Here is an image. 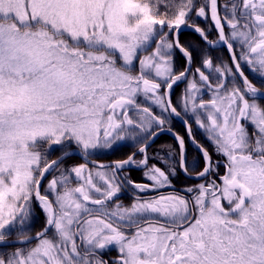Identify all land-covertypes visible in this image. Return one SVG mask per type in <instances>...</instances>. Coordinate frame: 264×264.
Wrapping results in <instances>:
<instances>
[{"label": "snow or ice", "instance_id": "obj_1", "mask_svg": "<svg viewBox=\"0 0 264 264\" xmlns=\"http://www.w3.org/2000/svg\"><path fill=\"white\" fill-rule=\"evenodd\" d=\"M185 27L207 49L195 69ZM217 46L229 59L214 66ZM261 98L264 0H0V264H264ZM182 115L202 167L190 171L176 136L179 170L201 181L178 189L176 163L149 166L148 148ZM129 141L124 159H89ZM34 208L44 223L32 235Z\"/></svg>", "mask_w": 264, "mask_h": 264}, {"label": "flooded vegetation", "instance_id": "obj_2", "mask_svg": "<svg viewBox=\"0 0 264 264\" xmlns=\"http://www.w3.org/2000/svg\"><path fill=\"white\" fill-rule=\"evenodd\" d=\"M229 2L230 0H219V3L221 5H224L225 3H229ZM189 23L193 25H198L200 27L208 26L207 21H203L201 19H195L194 12L192 13V17L190 18ZM216 38H217L216 33L213 31L211 35L209 36V39L215 40ZM179 40H180V43L183 44L184 46L187 47L191 45L192 49L195 50L196 62L193 63V69H195V67L198 66L200 50L205 49V45L203 44L199 35L195 33L191 27H185L181 29L180 34H179ZM210 54L214 58V66L215 64H218L220 60L227 62L229 59L228 51L224 47H221V46H217L211 49ZM215 58H219V59H215ZM175 59H176V71L178 73L179 71L183 70L185 61L182 55L178 51L175 53ZM246 75L249 76V79L252 80L253 83H255L258 88L261 87V84L258 83L257 80L253 78V74L246 71ZM189 78H191V73H189ZM184 87H185V84L181 83L179 84L178 87L174 88L172 92V101L174 105L178 102V98L180 97L181 92L184 89ZM202 98L207 100L209 96L207 94H203ZM258 103L261 106H264V98L259 99ZM142 106L144 105L142 104ZM179 110L180 109L178 108V111ZM156 111L158 112V110ZM132 115H135V114L132 113ZM184 119H186V117H184L183 115L180 118H175V117L170 118L167 121L164 129L159 132V135H157L154 138L150 147L148 148V156L155 157L154 159L149 160V166H151L152 164H156L158 167H161L162 170L167 171L168 166L172 165L174 162L176 163L177 176L173 178L172 182L178 189L184 186L197 184L201 182L199 180L190 179L186 177L179 170V167H178L179 145L175 138L176 136H180L184 138L187 162L190 167V171H191V166L193 164L196 165V171H199L200 168L202 167V165L200 164V159H201L200 154L198 153L196 146L192 143V140L189 138L187 126L183 122ZM189 123L191 124L192 135L195 138V140L201 144H204L205 146H208V141L205 139V136H206L205 132L202 129L198 128L195 125L194 121H190ZM153 131H156V129H153ZM136 146H133L130 141L125 142L117 146L112 152L108 154H103L100 156H91L89 157V159L98 161L100 163H111L115 160L126 158L128 154H130L132 151L135 150ZM170 152H171V155H169ZM213 158L214 160L218 159V157H216L215 155ZM137 159H140V157L138 156ZM82 162L83 160H81L80 158L79 160L66 161V163L68 164L82 163ZM125 171H128V170L126 169ZM142 172H143V169L133 170L131 172V179L137 182H140V177L142 176ZM221 172H223L222 168H221ZM56 174L57 173L54 171L51 175H49L48 178L44 181V185L46 186L48 179H51L52 175H56ZM192 175L194 176L195 172H192ZM75 186H76V181L73 180L71 187H75ZM148 195H152V194L149 193ZM133 196H134L133 190L130 188H125L122 190V195L120 196L119 199H120V202L124 204H129L131 203ZM34 213L35 215L32 220V223L30 224V226H28L30 230V234L32 235H34L35 232L41 230V228L43 227V223H44L43 214L40 213L39 210L35 208H34ZM12 231H13V237H10V239L14 238L16 230L13 229ZM32 243L34 244L35 241H33ZM17 246H20V245H17ZM27 246L30 247L31 245H27ZM8 250H10V248ZM116 255L117 253L113 249L111 251L106 252L104 254V258L105 259L115 258Z\"/></svg>", "mask_w": 264, "mask_h": 264}, {"label": "trees", "instance_id": "obj_3", "mask_svg": "<svg viewBox=\"0 0 264 264\" xmlns=\"http://www.w3.org/2000/svg\"><path fill=\"white\" fill-rule=\"evenodd\" d=\"M164 9L163 8H161V11H163ZM58 155H60V149L58 148V147H55L51 152H50V154H49V159H53V158H55V157H57ZM77 156H70L69 158H68V160L67 161H71V160H77V159H79V158H76Z\"/></svg>", "mask_w": 264, "mask_h": 264}, {"label": "rangeland", "instance_id": "obj_4", "mask_svg": "<svg viewBox=\"0 0 264 264\" xmlns=\"http://www.w3.org/2000/svg\"><path fill=\"white\" fill-rule=\"evenodd\" d=\"M154 47H155V44L153 43V44H152V47L148 49V52H151L152 48H154ZM144 54H147V53H144ZM54 148H55V147H54ZM100 155H103V154H97V155H93V156H100ZM76 158H78V157H76ZM77 160H79V159H77ZM71 161H72V160H71Z\"/></svg>", "mask_w": 264, "mask_h": 264}, {"label": "water", "instance_id": "obj_5", "mask_svg": "<svg viewBox=\"0 0 264 264\" xmlns=\"http://www.w3.org/2000/svg\"><path fill=\"white\" fill-rule=\"evenodd\" d=\"M55 159V158H54Z\"/></svg>", "mask_w": 264, "mask_h": 264}]
</instances>
